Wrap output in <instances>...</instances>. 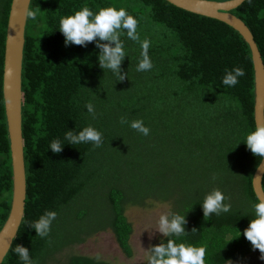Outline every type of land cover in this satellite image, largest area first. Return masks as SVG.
Masks as SVG:
<instances>
[{
  "label": "trees",
  "instance_id": "obj_1",
  "mask_svg": "<svg viewBox=\"0 0 264 264\" xmlns=\"http://www.w3.org/2000/svg\"><path fill=\"white\" fill-rule=\"evenodd\" d=\"M11 5L12 0H0V231L14 196L4 99ZM84 6L94 12L126 8L138 20L141 41L150 42L152 69L136 71L141 49L126 35L121 37L129 50L123 82L110 71L104 76L95 42L66 46L59 21ZM37 8L36 19L27 21L22 74L25 212L2 264H22L14 252L17 244L28 247L37 264H46L57 252L106 229L132 256L134 227L126 210L151 201L171 202V213L186 215L189 233L176 242L204 246L206 264L252 256L257 249L243 232L258 202L253 177L261 158L244 143L256 126V81L251 48L241 33L167 0H31L29 10ZM231 13L249 27L264 61V0H245ZM234 67L246 75L235 87H225L223 76ZM88 102L95 106L96 119L87 112ZM121 117L129 124L142 120L149 135L121 125ZM89 125L103 133L101 147L66 145L60 154L49 150L52 140ZM217 188L231 210L205 219L204 196ZM45 211L57 212L49 238L30 228ZM66 264L97 261L74 255Z\"/></svg>",
  "mask_w": 264,
  "mask_h": 264
},
{
  "label": "clouds",
  "instance_id": "obj_2",
  "mask_svg": "<svg viewBox=\"0 0 264 264\" xmlns=\"http://www.w3.org/2000/svg\"><path fill=\"white\" fill-rule=\"evenodd\" d=\"M40 9H31L27 12L29 18L35 20ZM138 20L128 13L124 7L115 6L102 7L94 12L87 6L75 11L74 14L62 17L59 21L58 30L65 37V45H79L87 47L89 43L95 42L98 52V64L103 70L104 76L110 71L118 82H123L127 76L122 64L126 57H129V50L126 49L122 36L127 37L139 44L141 49V59L136 71L144 72L152 69L153 64L149 57L150 42L141 41L137 31ZM246 72L241 67H234L226 70L222 79L225 87H235L239 83V78L244 77ZM87 112L96 119V109L92 102L85 105ZM121 125H128L143 136H148L150 129L146 127L142 120H134L130 124L127 119L121 117ZM103 133L92 125L84 127L82 130L67 131L63 138H56L49 144V150L54 154H60L66 145L75 146L80 144H91L94 148L103 145ZM247 148L256 156L260 157V168H264V125H256L254 130L249 131L244 139ZM215 179V177H213ZM228 198L217 189L208 192L201 204L204 218L220 216L231 210V204L225 201ZM253 217L249 226L244 230V237L251 242L253 250L260 251L261 259L264 260V198H258V202L252 205ZM57 218V212L45 211L38 220L31 222L30 228L37 233L36 236L49 238L53 222ZM186 215L179 213L162 214L158 220V232L162 235L161 243L150 246L147 257L148 264H206V248L188 243H177L182 237L189 233L186 230ZM196 229H193L195 231ZM241 236L239 231L238 237ZM234 240V239H233ZM166 241V242H165ZM232 241V240H231ZM230 241V242H231ZM22 264H37L30 256L28 247L17 244L14 249ZM94 259L97 264L103 259L97 254Z\"/></svg>",
  "mask_w": 264,
  "mask_h": 264
},
{
  "label": "water",
  "instance_id": "obj_3",
  "mask_svg": "<svg viewBox=\"0 0 264 264\" xmlns=\"http://www.w3.org/2000/svg\"><path fill=\"white\" fill-rule=\"evenodd\" d=\"M186 11L221 20L241 33L252 52L255 81V122L264 125V61L249 27L231 11L245 0H167ZM31 0H12L5 48L4 99L11 144L14 196L9 218L0 231V264L9 252L25 212L27 181L22 132L23 60L25 34ZM260 165L258 166V168ZM256 170L253 187L258 198H264V168Z\"/></svg>",
  "mask_w": 264,
  "mask_h": 264
},
{
  "label": "rangeland",
  "instance_id": "obj_4",
  "mask_svg": "<svg viewBox=\"0 0 264 264\" xmlns=\"http://www.w3.org/2000/svg\"><path fill=\"white\" fill-rule=\"evenodd\" d=\"M172 208L171 202L158 201L148 202L145 206H129L127 208L126 215L134 227L131 237L132 256L124 253L118 245L113 231L106 229L88 237L82 244H76L57 252L46 264H66L74 255L94 258L97 254L102 256L101 261L110 264H147V257L150 254L148 249L162 239L161 234L155 233L158 228L159 217L165 213L171 214ZM261 255L257 249L246 260L234 261L229 264H264V260L260 258Z\"/></svg>",
  "mask_w": 264,
  "mask_h": 264
}]
</instances>
